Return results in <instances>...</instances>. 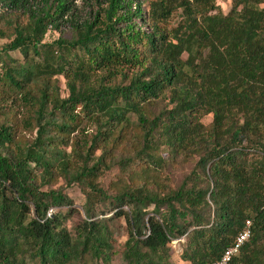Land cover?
<instances>
[{"label": "trees", "instance_id": "16d2710c", "mask_svg": "<svg viewBox=\"0 0 264 264\" xmlns=\"http://www.w3.org/2000/svg\"><path fill=\"white\" fill-rule=\"evenodd\" d=\"M70 9L0 0V264H264V0Z\"/></svg>", "mask_w": 264, "mask_h": 264}, {"label": "rangeland", "instance_id": "374dc122", "mask_svg": "<svg viewBox=\"0 0 264 264\" xmlns=\"http://www.w3.org/2000/svg\"><path fill=\"white\" fill-rule=\"evenodd\" d=\"M71 4V9L67 12L65 17L61 19L59 22L58 29L51 28L49 33L47 34L46 40L52 41L58 39L61 36H68L70 31V26L72 23H83L95 17L96 13L102 7L108 4V0H68ZM232 0H217V3L220 5L222 10L226 13L229 11L231 7ZM30 4L34 8H42L44 5V0H30ZM4 40H0V44L3 43ZM63 88L65 85L63 83ZM211 119L208 118L206 121H210ZM69 195L73 200V206L81 210V204L83 202V197L80 189L78 187H71L68 190ZM77 220V217H74L70 222L72 225ZM181 243L179 240H175L172 243L173 246V257L172 261L175 263L183 264L179 256L177 255Z\"/></svg>", "mask_w": 264, "mask_h": 264}, {"label": "built area", "instance_id": "2783aa9c", "mask_svg": "<svg viewBox=\"0 0 264 264\" xmlns=\"http://www.w3.org/2000/svg\"><path fill=\"white\" fill-rule=\"evenodd\" d=\"M252 231V223L247 220L244 228L237 235L234 244L227 248L222 254L221 258L217 261L211 262L209 264H228L231 258L239 252L241 247L249 240Z\"/></svg>", "mask_w": 264, "mask_h": 264}]
</instances>
